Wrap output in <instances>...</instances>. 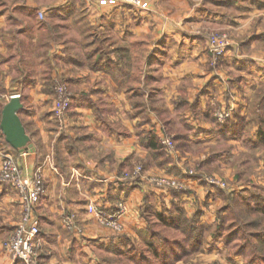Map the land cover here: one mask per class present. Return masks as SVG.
I'll list each match as a JSON object with an SVG mask.
<instances>
[{"label":"crops","instance_id":"0c3cea01","mask_svg":"<svg viewBox=\"0 0 264 264\" xmlns=\"http://www.w3.org/2000/svg\"><path fill=\"white\" fill-rule=\"evenodd\" d=\"M141 1L147 8L124 2L101 7L96 0H0V122L9 97L19 94V117L33 151H11L27 173L43 166L46 186L36 209L39 259L43 264L152 259L160 215L180 212L188 219L197 216L206 228L201 249L174 264H243L216 227L218 215L231 211L233 196L243 209L235 221L264 199V192L254 191L256 184L264 186L263 177L221 169L224 161L231 163L229 154L245 151L243 145L251 150L264 145V2ZM213 31L233 38L218 63L209 50ZM60 83L72 102L63 120L53 111ZM221 110L231 111L227 124L216 117ZM166 132L175 152L150 145L151 135ZM198 142L224 149L195 155ZM7 147L1 132L0 148ZM136 165L143 167L141 177L124 180L123 173ZM215 168L233 188L206 182L204 174ZM157 177L183 187L158 188L152 181ZM247 182L252 187L243 194ZM119 201L127 209L122 233L99 224L87 210L92 205L113 212ZM71 213L82 233L63 226V216ZM21 214L17 193L0 181V264H23L3 249Z\"/></svg>","mask_w":264,"mask_h":264},{"label":"built area","instance_id":"2783aa9c","mask_svg":"<svg viewBox=\"0 0 264 264\" xmlns=\"http://www.w3.org/2000/svg\"><path fill=\"white\" fill-rule=\"evenodd\" d=\"M101 7L118 6L121 2L147 8L148 4L141 0H96ZM39 18L43 19L44 14L39 13ZM231 47V41L225 34L213 35L209 38V50L215 59L222 57L228 48ZM55 101L53 111L58 119L63 120L66 113L71 108V97L68 87L65 84H57L55 87ZM21 97L19 94H13L9 98ZM216 117L220 123H225L231 118V111H218ZM161 145L164 149L175 152V142L168 135L161 137ZM1 166L0 181L8 184L18 195L22 207V214L13 234L4 242L3 249L15 261L23 264H43L39 259V222L36 216L37 206L41 203L46 193L45 180L43 175V166L37 167L32 173H27L19 164L15 154L11 150L0 148ZM143 167L136 165L123 173L124 180L135 181L141 177ZM212 186L225 188V183L221 180L210 177L206 179ZM153 183L158 188L181 189L182 184L176 179L165 177L154 178ZM90 214H94L99 224L111 228L117 233L123 232L122 217L127 209L123 201H119L116 210L106 212L99 210L95 206L89 205L87 208ZM78 216L76 214H65L63 216V226L71 231L76 230L82 233L77 225Z\"/></svg>","mask_w":264,"mask_h":264},{"label":"trees","instance_id":"16d2710c","mask_svg":"<svg viewBox=\"0 0 264 264\" xmlns=\"http://www.w3.org/2000/svg\"><path fill=\"white\" fill-rule=\"evenodd\" d=\"M225 124H227V122ZM226 127L228 128V126ZM263 134L262 131H260L259 137L262 138ZM150 145L156 148H163L161 145V138L156 135L150 136ZM6 149L11 150L12 148L7 147ZM221 190L218 189L220 193ZM255 205V208H249L250 211L254 213L261 211L264 213V199L262 197H259L258 200L255 201ZM219 217H221V214H219ZM160 219L161 228L159 231L155 232V237L158 243L157 245L150 243L152 245V254L154 258L151 259L143 255L136 259L134 264H174L177 260L184 259L190 254L201 249L206 227L199 226V224H197V216H193L191 219H188L183 213L178 212L173 216L166 217L164 215H160ZM242 221L243 226H240V228L235 227L232 232L221 236L222 242L227 247L235 248L234 252L238 254H242V252L249 249L251 253L250 261H253L255 260V252L261 244L264 246V241L260 239V233L253 234L248 231V228H255L258 226V223L255 220L246 221L245 219ZM171 229H175L177 232L173 233ZM216 231H225L221 222L217 225ZM240 235H242V238L239 241L238 237ZM241 242L242 244L240 245ZM257 243H259V245Z\"/></svg>","mask_w":264,"mask_h":264},{"label":"rangeland","instance_id":"374dc122","mask_svg":"<svg viewBox=\"0 0 264 264\" xmlns=\"http://www.w3.org/2000/svg\"><path fill=\"white\" fill-rule=\"evenodd\" d=\"M254 1L255 2H264V0H254ZM218 34H225L229 38V35L226 34L225 32H217V31L211 32V34L209 35V38L213 35H218ZM231 39H233V38H231ZM231 39H230V41H232ZM213 60L216 63L219 62V59H215L214 57H213ZM226 122H228V120ZM225 123H223V124H225ZM163 135L170 136L169 132H166V134L164 133ZM202 144L203 143L198 142L196 145L195 144L193 145V147H194L193 152L195 153V155L199 154V155H205L207 157V156H209V154L213 155V154L221 153L222 149H224L223 145H216L214 147L207 149V148L203 147ZM242 147L245 148V151H241V152L238 151L236 154H229L228 159L232 160L231 163L228 160L224 161L225 168H221V169H224L225 171L229 169L232 172V175L235 174L236 171L237 172L241 171L242 175H244L245 178H247L248 176L249 177L250 176L255 177V178L261 176V177H263L262 178V181H263L264 180V145H260L257 148H253L252 150L248 146L247 147L249 149H247L244 145ZM175 151H176V148H175ZM166 152L170 153V151H168V150H166ZM200 167H199V170L201 172H203L205 167L204 168L203 167L200 168ZM213 167H214V165H213ZM215 169H216L215 172L205 173L204 174V176L206 177L205 179L210 178V177H215V178H217V179H219L225 183L226 186L224 189L228 190V189L233 188L234 183L229 182L226 179L220 178L221 177L220 175H219L220 177H218V174L216 173L217 168H215ZM195 170H198V167H196ZM245 181H246V179H245ZM206 182H207V180H206ZM248 183L249 182L244 183L242 185V187H244L243 194H247L246 190L249 189L248 187H250V188L252 187L251 185H248ZM215 187H217V186H215ZM220 189H223V188H220ZM254 191L259 192V193H263L264 192V186L256 184ZM251 192H253L252 189H251ZM240 203H241L240 199L238 197L233 196L232 198H230V200H228V204L231 205V208H230L231 211H229V213L226 214L225 216L221 215V217H219V215H218L220 220L224 221V225L226 224L225 228L223 227L225 229V231L222 233L224 235H226L229 232H232L235 229V227L240 228V226H243L242 220H245V219H246V221L255 220L258 223V226L255 228H248L249 229L248 231L253 233V234L260 233V235H259L260 239L262 241H264V214L261 211L259 213H254V212L250 211V209L248 208V209H245L246 213L243 214L244 218H242V220L237 219L235 221V219L237 218L235 213L238 212V210H243L241 208ZM232 222H234V223H232ZM230 224H232V225H230ZM241 233H242V231H241ZM241 238H242V235H240L238 237V240L240 241ZM241 244H242V242L240 243V245ZM257 244L259 245V243H257ZM227 248H228V251L231 252L233 255L242 256L243 262H244L243 264H264V246L262 244L258 248V250L255 252L256 253L255 260H253V261H250L251 260L250 259L251 253H250L249 249L242 252V254H240V253L238 254V253L234 252L235 248H233V247H227ZM212 264H235V263H221V262L215 263V262H213Z\"/></svg>","mask_w":264,"mask_h":264},{"label":"water","instance_id":"95a60500","mask_svg":"<svg viewBox=\"0 0 264 264\" xmlns=\"http://www.w3.org/2000/svg\"><path fill=\"white\" fill-rule=\"evenodd\" d=\"M22 109L23 104L19 97L10 98L1 113L0 130L10 148L21 153L32 152L31 139L19 117Z\"/></svg>","mask_w":264,"mask_h":264}]
</instances>
